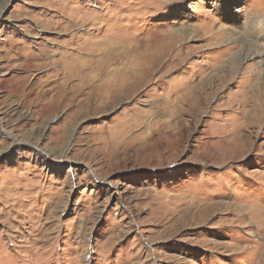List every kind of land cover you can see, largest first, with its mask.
<instances>
[{
	"label": "rangeland",
	"instance_id": "374dc122",
	"mask_svg": "<svg viewBox=\"0 0 264 264\" xmlns=\"http://www.w3.org/2000/svg\"><path fill=\"white\" fill-rule=\"evenodd\" d=\"M219 2L0 0V264H264V0Z\"/></svg>",
	"mask_w": 264,
	"mask_h": 264
},
{
	"label": "bare ground",
	"instance_id": "6f19581e",
	"mask_svg": "<svg viewBox=\"0 0 264 264\" xmlns=\"http://www.w3.org/2000/svg\"><path fill=\"white\" fill-rule=\"evenodd\" d=\"M220 4H221V6H223V9H225V8H227V7H225V3H227V0H220V2H219ZM181 7H183V8H181V9H176L175 10V12L173 13V15L174 14H176V12L177 11H181L182 9H184V6H181ZM226 13V12H225ZM231 20L233 19V20H237L238 18H236L235 16H233V15H231V13H227L226 14ZM252 19H254L253 21H255L253 24H257L258 26H260V27H263V22H261V21H259V20H257V19H255V18H252ZM251 22V21H250ZM69 23V22H68ZM67 23V24H68ZM249 23V22H248ZM70 24V23H69ZM252 24V25H253ZM73 25V24H72ZM71 25V26H72ZM73 26H75V25H73ZM66 28H67V26H66ZM219 32V31H218ZM206 34H208V33H206ZM212 34V33H211ZM212 37V36H211ZM238 39V37H236V40ZM210 45H211V43H210ZM209 45V46H210ZM232 48V47H231ZM56 49V48H55ZM49 51H51V50H49ZM51 53H54V51H51ZM43 54V53H42ZM56 53H54L53 55H55ZM60 54V53H59ZM29 55V54H28ZM27 55V56H28ZM253 54H251V56H252ZM25 56V55H24ZM257 57H259L258 59H260L261 60V58H262V56H263V54L262 53H259L258 55H256ZM41 56H37V58H40ZM26 58V57H25ZM42 58V57H41ZM40 58V59H41ZM46 58V57H45ZM245 58V57H244ZM244 58H241V54H240V56L237 58V62H238V64H240L243 60H244ZM27 59V58H26ZM32 59V58H31ZM51 59V58H50ZM53 61V60H52ZM52 61H50V62H52ZM58 62V61H57ZM82 62V61H81ZM261 62H263V61H259V62H257V64H259V63H261ZM30 63V60H28V61H24L22 64H20L19 65V67L21 68V69H24V67L26 66V65H28ZM36 64V63H35ZM34 64V65H35ZM38 64H39V62H38ZM44 64H45V62H44ZM53 64V63H52ZM80 64V63H79ZM233 64H234V61L233 62H226V63H224L222 66H220V65H218V66H216L215 68L213 67V69H214V71H215V76L216 75H218V76H220L221 74L220 73H222L223 72V70L222 69H225L226 67H227V69H229V70H227V71H232V66H233ZM37 65V64H36ZM35 65V66H36ZM70 65V64H69ZM260 65V64H259ZM33 66V65H32ZM63 66V65H62ZM10 67V66H9ZM16 67V66H15ZM223 67V68H222ZM28 69V68H27ZM51 69V68H50ZM253 69V68H252ZM63 70V69H62ZM72 70H73V68H72ZM235 70V69H234ZM249 70V69H248ZM49 71V70H48ZM263 71H264V69H263ZM50 72V71H49ZM57 72V71H56ZM67 72V71H66ZM78 72V71H77ZM247 72V71H246ZM253 72H256V68H254L251 72H249L248 74H249V77H245L246 75L244 74L243 76L244 77H242V79H244L246 82H247V86L245 87L246 88V90L243 92L246 96V98H248L247 99V102H249V101H254L253 102V104H256L255 105V107H254V109L252 108L251 110H252V114H255V112H258V115L256 116L257 118H255L254 116H252L253 117V119L255 118V121H259L260 120V118H261V116H263L264 115V78H263V76H264V73H262L261 74V76L259 75V77H257V78H255V75H254V73ZM52 73V72H51ZM58 73V72H57ZM28 74H30V73H28ZM49 74V73H48ZM55 74V73H54ZM61 74V73H60ZM67 74V73H66ZM76 74V73H75ZM213 74V73H212ZM226 74V73H225ZM229 74V73H228ZM22 75V74H21ZM46 75V74H45ZM53 75V74H52ZM56 75V74H55ZM58 75V74H57ZM211 75V74H210ZM62 76V75H61ZM208 76H209V74H208ZM82 77H84V76H82ZM212 77V76H211ZM22 78V77H21ZM73 78H75V77H73ZM219 78V77H218ZM222 78V77H221ZM27 79V78H26ZM25 79V80H26ZM48 79V78H47ZM90 79V78H89ZM88 79V80H89ZM204 79V78H203ZM206 79V78H205ZM72 80V79H71ZM70 80V81H71ZM83 80V79H82ZM88 80H87V82H88ZM209 80V79H208ZM24 81V80H23ZM78 82V81H77ZM80 82V81H79ZM82 82V81H81ZM203 82V81H202ZM261 82V83H260ZM29 83V82H28ZM32 83V82H31ZM60 83V82H59ZM70 83V82H69ZM113 83V82H112ZM212 83V82H211ZM48 84V83H47ZM64 84V83H63ZM76 84V83H75ZM203 84V83H202ZM217 84V83H216ZM261 84V85H260ZM58 85V84H57ZM62 85V84H61ZM70 85V84H69ZM27 86V85H26ZM73 86V85H72ZM78 86V85H77ZM76 86V87H77ZM261 86V87H260ZM45 87V86H44ZM203 87V86H202ZM54 88V87H53ZM68 88V87H67ZM75 88V87H74ZM261 88H262V90H261ZM59 89V88H58ZM69 89V88H68ZM80 89V88H79ZM220 89V88H219ZM71 90V89H70ZM21 91V90H20ZM51 91V93H52V90H50ZM68 91V90H67ZM205 91V90H204ZM76 92V91H75ZM194 88L193 89H191V92H189V96H186V99L184 100L186 103H188V102H191V99H198V98H193V95H195L194 93ZM196 92V91H195ZM198 92V91H197ZM42 93V92H41ZM61 93V92H60ZM70 93V92H69ZM69 93H68V95H69ZM202 93V92H201ZM211 93V92H210ZM54 94V93H53ZM64 94V93H63ZM214 94V93H213ZM243 94V95H244ZM249 94V95H248ZM21 95V94H20ZM25 95H26V93H25ZM29 95V94H28ZM27 95V96H28ZM209 95V94H208ZM55 96V95H54ZM57 96V95H56ZM78 96H80V95H78ZM67 97V96H66ZM74 97V96H73ZM27 98V97H26ZM38 98V97H37ZM51 98V97H50ZM263 100H262V99ZM25 99V98H24ZM76 99V98H75ZM55 100V99H54ZM65 100V99H64ZM75 101V100H74ZM64 101H62V103H63ZM195 102V101H194ZM258 102V103H257ZM72 103V102H71ZM75 103V102H74ZM77 103V102H76ZM79 103V102H78ZM193 103V102H192ZM25 104V103H24ZM62 105V104H61ZM65 106V105H64ZM68 106V105H67ZM189 107H191L192 108V106H188V108ZM250 107H253V105L252 106H250ZM191 108H189V109H191ZM195 108H197L196 106H195ZM71 110V109H70ZM188 110V109H187ZM192 110H193V108H192ZM189 111H191V110H189ZM67 113V112H66ZM247 116H251V114L248 112L247 114H246ZM261 115V116H260ZM27 116H28V113H27ZM243 117V116H242ZM251 117V118H252ZM250 117H247V119L246 120H248ZM246 120H244V121H246ZM256 123H258V122H256ZM247 124V123H246ZM1 125V124H0ZM245 125V124H244ZM239 127V126H238ZM254 127H255V125H254Z\"/></svg>",
	"mask_w": 264,
	"mask_h": 264
}]
</instances>
